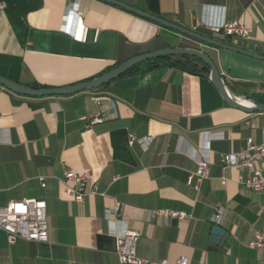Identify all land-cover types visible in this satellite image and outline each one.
<instances>
[{
	"label": "crops",
	"instance_id": "1",
	"mask_svg": "<svg viewBox=\"0 0 264 264\" xmlns=\"http://www.w3.org/2000/svg\"><path fill=\"white\" fill-rule=\"evenodd\" d=\"M118 1L264 56V0ZM236 20L251 29V39L222 33L223 23ZM158 41L207 53L231 96L264 94V61L207 46L104 1L0 0V65L8 66V79L29 87L91 81ZM144 138L151 139L147 149ZM248 139L262 143L264 113L230 107L209 75L177 68L120 77L71 96H22L0 85V207L44 200L49 227L47 242L11 244L0 230V264H120L122 220L140 234L137 255L151 262L264 264V249L249 247L264 229V194L239 184L246 172L222 162ZM201 161L210 176L189 186ZM68 168L89 170V189L97 184L98 194L84 203L67 199ZM116 203L123 216L109 219ZM156 210L186 217L150 219ZM216 225L228 233L222 248L210 243Z\"/></svg>",
	"mask_w": 264,
	"mask_h": 264
},
{
	"label": "built area",
	"instance_id": "2",
	"mask_svg": "<svg viewBox=\"0 0 264 264\" xmlns=\"http://www.w3.org/2000/svg\"><path fill=\"white\" fill-rule=\"evenodd\" d=\"M77 11V10H75ZM225 36L237 39H251V29L241 24L239 21H226L220 27ZM114 115H117L115 104L111 101ZM131 144L135 141L133 135ZM144 148L147 149L151 143L150 138H144L141 141ZM222 162L225 166L232 167L238 172H246V177L239 178V184L247 189L264 194V171L259 168V164L264 167V139L262 143H257L248 139L243 149L238 152L229 153L223 156ZM210 176L209 165L201 161L197 171L188 177L189 186L198 188ZM92 174L89 170L75 171L68 168L64 172L63 193L71 201L84 203L89 195L98 194L97 184H93ZM225 183V182H223ZM261 214L264 217V205L261 207ZM123 216V208L119 203L113 211H109V219L112 216ZM150 219L161 218L167 221L170 218L183 219L185 213H179L169 210H156L149 212ZM217 221L221 216L217 215ZM124 230L117 235L116 254L120 264H170L168 260L151 262L140 258L136 253V244L140 234L129 230L125 221ZM0 230L5 232L9 243H15L17 240H27L34 242H47L49 240V227L47 219V203L44 200L30 199L23 201H12L7 205L0 207ZM249 247L254 250L264 249V229L255 233L254 239L249 243ZM176 264H188L187 259H180Z\"/></svg>",
	"mask_w": 264,
	"mask_h": 264
},
{
	"label": "water",
	"instance_id": "3",
	"mask_svg": "<svg viewBox=\"0 0 264 264\" xmlns=\"http://www.w3.org/2000/svg\"><path fill=\"white\" fill-rule=\"evenodd\" d=\"M101 1L119 7L142 19L158 24L161 27H165L167 29L176 31L182 34L183 36L194 39L207 46L214 47L217 49L229 50L260 61H264V56L262 55L250 51H246L235 46L227 45L225 43L216 41L214 39L205 37L194 31L184 29L169 21L161 19L155 15L146 13L135 7H131L118 0H101ZM178 55L193 56L202 60L210 68L209 76L214 87L219 91L224 101L230 107L234 109H238L248 114L264 113V104L258 103L252 97H246L245 99L242 100L231 96L224 85L221 72L217 67V65L215 64V62L213 61V59L207 53L197 48L184 49V48L167 47L164 49L156 50L154 52L141 54L122 62L120 65L116 66L115 68L111 69L105 74L97 77L96 79L69 87L36 89L1 76H0V85L10 90L11 92L22 96H29V97L71 96L85 91L96 90L104 85H107L108 83L119 79L131 68L135 67L138 64H141L142 62L157 59L163 56H178ZM227 237H228V233L226 232V230L223 229L221 226L216 225L212 228L210 243L213 245H217L219 248H222Z\"/></svg>",
	"mask_w": 264,
	"mask_h": 264
},
{
	"label": "trees",
	"instance_id": "4",
	"mask_svg": "<svg viewBox=\"0 0 264 264\" xmlns=\"http://www.w3.org/2000/svg\"><path fill=\"white\" fill-rule=\"evenodd\" d=\"M167 47L168 45L162 41H158L153 45L147 44L144 47H141L139 51L135 54V56L154 52L156 50L164 49ZM180 48L186 49V48H196V47H194L190 43H182ZM121 63L122 62L117 63L116 66L120 65ZM161 67L177 68L195 75H200V74H204L207 76L210 75V68L199 58L193 56H187V55H178V56H163L157 59L142 62L141 64H138L135 67L131 68L122 77L134 75L137 73H146ZM7 75H8V66L0 65V76L7 78ZM33 88L40 89V87L38 86H34ZM253 99L258 103L264 104V94L255 95Z\"/></svg>",
	"mask_w": 264,
	"mask_h": 264
}]
</instances>
